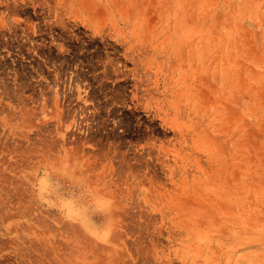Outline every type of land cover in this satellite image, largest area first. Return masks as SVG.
<instances>
[{"label":"rangeland","instance_id":"obj_1","mask_svg":"<svg viewBox=\"0 0 264 264\" xmlns=\"http://www.w3.org/2000/svg\"><path fill=\"white\" fill-rule=\"evenodd\" d=\"M256 236L264 0H0V264H264Z\"/></svg>","mask_w":264,"mask_h":264},{"label":"crops","instance_id":"obj_2","mask_svg":"<svg viewBox=\"0 0 264 264\" xmlns=\"http://www.w3.org/2000/svg\"><path fill=\"white\" fill-rule=\"evenodd\" d=\"M44 166H46L47 168H49V169L52 170L51 180L53 181V183H56V182L57 183H60V181H61L60 173L58 171H55L54 169H52L51 167H49L47 165H44ZM35 182H36V177H35V180H34V185H35ZM57 189H59V188H57ZM47 192H48V197L50 199L53 198L55 195H60L61 196V190L59 189V190L55 191V189L52 188L51 186H50V188L48 187ZM38 193L40 195V190L38 191ZM34 194L36 196V200H37L38 206L42 207V209L49 210V211H56V212H59L60 211V209L58 208V206L55 203L48 202V201L47 202H44V203H40V196L39 197L37 196L35 189H34ZM104 208L102 210H100V214L99 215H101V217H103V219H105L104 221H105V223L107 225V228H108V231H109L110 217L105 212H103L104 211ZM107 234H108V232H107ZM106 235H105V237H106Z\"/></svg>","mask_w":264,"mask_h":264},{"label":"bare ground","instance_id":"obj_3","mask_svg":"<svg viewBox=\"0 0 264 264\" xmlns=\"http://www.w3.org/2000/svg\"><path fill=\"white\" fill-rule=\"evenodd\" d=\"M253 239L255 240L254 244H257L259 247L264 248V237L263 236H256Z\"/></svg>","mask_w":264,"mask_h":264}]
</instances>
